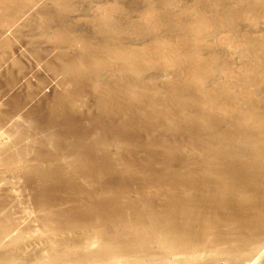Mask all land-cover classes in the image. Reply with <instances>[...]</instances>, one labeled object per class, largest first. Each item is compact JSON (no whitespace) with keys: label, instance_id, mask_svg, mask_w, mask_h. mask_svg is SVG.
<instances>
[{"label":"bare ground","instance_id":"obj_1","mask_svg":"<svg viewBox=\"0 0 264 264\" xmlns=\"http://www.w3.org/2000/svg\"><path fill=\"white\" fill-rule=\"evenodd\" d=\"M122 52L74 47L57 100L0 60V264H264V103H226L205 151L160 146L173 111L123 82L177 62Z\"/></svg>","mask_w":264,"mask_h":264},{"label":"rangeland","instance_id":"obj_2","mask_svg":"<svg viewBox=\"0 0 264 264\" xmlns=\"http://www.w3.org/2000/svg\"><path fill=\"white\" fill-rule=\"evenodd\" d=\"M1 1L0 60L8 67L20 66L35 89L46 90L51 100L69 92L56 83L65 78L59 69L71 60L74 47L81 48L84 58L90 49L157 51L159 59H175L177 65L161 79L150 70L123 82L142 92L147 111H173L172 120L156 117L158 130L151 134L160 146L205 151L212 134L209 123L223 115L226 103L244 93L260 106L264 103V0ZM13 1L19 6L9 14L4 3Z\"/></svg>","mask_w":264,"mask_h":264}]
</instances>
